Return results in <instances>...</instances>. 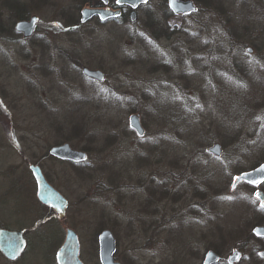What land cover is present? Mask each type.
<instances>
[{
	"label": "rangeland",
	"instance_id": "374dc122",
	"mask_svg": "<svg viewBox=\"0 0 264 264\" xmlns=\"http://www.w3.org/2000/svg\"><path fill=\"white\" fill-rule=\"evenodd\" d=\"M10 1L0 0V225L23 230L27 246L14 263L0 253V264H56L64 240L31 165L69 202L62 224L76 231L84 264H100L103 228L121 264H202L207 250L225 259L246 242L257 200L232 181L264 162V1L193 0L196 12L173 14L148 0L135 23H82V8L106 4L19 0L38 18L28 38L9 31ZM63 142L87 147L88 159L51 156ZM216 142L218 157L208 152ZM253 247L264 239L248 241L237 264H264Z\"/></svg>",
	"mask_w": 264,
	"mask_h": 264
},
{
	"label": "water",
	"instance_id": "95a60500",
	"mask_svg": "<svg viewBox=\"0 0 264 264\" xmlns=\"http://www.w3.org/2000/svg\"><path fill=\"white\" fill-rule=\"evenodd\" d=\"M104 4H107L102 0ZM125 5L130 7L128 13V20L130 23L137 21V8L142 4L140 0H125ZM167 6L169 10L174 14H190L197 11V6L192 0H167ZM121 10L119 8L113 9L110 7H84L80 11V22L84 23L93 17H98L100 20H107L120 16ZM38 18L36 15H31L26 19H19L14 24V30L21 33L23 38L32 36L37 26ZM248 51H251L250 47H247ZM82 74L97 82L105 81V73L98 68L82 67ZM129 126L142 136L144 134V127L141 124L138 114L133 113L129 116ZM208 152L215 156H220L222 148L219 143H213ZM49 153L51 156L72 162H82L87 159V153L84 150H78L72 148L69 143L64 142L54 145L50 148ZM33 177L35 178L38 197L40 201L46 205L56 208L59 213V217L63 218L67 201L64 198H60L58 192L45 180L43 173L39 166L32 165L30 167ZM264 162L258 166L244 171L236 176L241 177L239 181H232V188L238 183L244 181L251 186L255 187L253 196L259 201V205H264V192L259 188L261 183L264 182ZM252 232L258 237H264V225H256L253 227ZM25 246V239L21 232L0 229V250L5 256L9 258H16ZM116 249V242L113 233L109 229H103L98 235V258L100 264H121L114 259V252ZM259 255L264 257V250L259 252ZM242 252L238 248H233L227 256L228 264H237L241 259ZM58 264H82L78 258V243L75 233L72 230L67 231V237L64 245L57 254ZM220 256L213 250H207L204 254L202 264H215L219 262Z\"/></svg>",
	"mask_w": 264,
	"mask_h": 264
},
{
	"label": "trees",
	"instance_id": "16d2710c",
	"mask_svg": "<svg viewBox=\"0 0 264 264\" xmlns=\"http://www.w3.org/2000/svg\"><path fill=\"white\" fill-rule=\"evenodd\" d=\"M166 1H167V0H163V2H165L164 5H166ZM198 3H199V1H198ZM7 4H8V2H7ZM92 4H93V3H92ZM111 4L114 5V6H117L115 3H114V4L111 3ZM9 6H10L9 9L12 11V14H13V15H14V13L17 14V15H15L14 17L12 16V18H11V23H12V22H15V21L18 20V19H24V18H27V17H28V16L26 15V13H24V11H25V7H26L25 4L21 3L19 0H11V1L9 2ZM93 6H101V4L94 3ZM117 7H118V6H117ZM119 7H120L121 10H122V15H121V18H120V19H124V20L127 19V13H128L129 8H128L127 6H119ZM165 10H166L167 13L170 12L169 9H165ZM198 10H199V9H198ZM16 18H17V19H16ZM6 29H7V28H6ZM9 31H10V33H14V30L12 29V27L9 28ZM83 150H85V151L88 152L89 149H88L87 147L84 146ZM258 164H259V163H256V164L252 165L251 168L256 167ZM243 171H244V169L239 170V171H236V172H237L236 174L241 173V172H243ZM249 188L252 189L251 186H249ZM200 197H201V194H200ZM201 198H202V197H201ZM252 205H253V209L255 210L256 214L260 216V218H258V222L255 223V225H257V224H264V217H262V216H264V209L260 208V207L258 206V204H257V201H255V200H254V203H252ZM253 226H254V225H253ZM250 240H251V241H252V240H257V241L259 240V241H261V240H263V239L255 237V236L252 234L251 230H249V231L247 232V235H246V242H243L242 244H239V246H236V247L243 249V246H244L248 241H250ZM259 248H260V247H257V248L253 247V248H252V254H255ZM216 252H217V251H216ZM219 263H220V262H219ZM219 263H218V264H219ZM223 263H224V264H227L224 260H223Z\"/></svg>",
	"mask_w": 264,
	"mask_h": 264
},
{
	"label": "flooded vegetation",
	"instance_id": "af4514ba",
	"mask_svg": "<svg viewBox=\"0 0 264 264\" xmlns=\"http://www.w3.org/2000/svg\"><path fill=\"white\" fill-rule=\"evenodd\" d=\"M110 6H111V5H110ZM112 7H114V6L112 5ZM114 8H115V7H114ZM252 50H253V49H252ZM252 50L249 51V52L246 50V52H247L248 54H252V53H253ZM86 152H87V151H86ZM44 178H45V176H44ZM45 180H46V178H45ZM46 181H47V180H46ZM34 182H35V185H37L35 180H34ZM47 183H48V182H47ZM55 190H56V189H55ZM56 191H57V190H56ZM57 192H58V191H57ZM58 195H59L60 198H64L59 192H58ZM36 198H37V200H38V202H39V204H40V206H41L42 208L46 209L48 212L50 211V213H52V215H54V216L58 219V221H59V225H60V227H61V229H62L61 232L63 233V231H64V233H65V235H64V240H63L62 244L59 246L58 251H57L56 254H55V261H54V262H56V264H58L57 254H58L59 250L62 248V246H63L64 243H65V240H66V237H67V231H68V230H72V231L75 233V236H76V238H77V243H78V258H79V260L81 261V263L84 264L83 261H82V260L80 259V257H79V239H78V235H77L76 231H75L74 229H72L71 227H67V228H65L64 224H62L63 221H64V219L66 218V211H67V208L69 207V202L67 201V199L64 198V199L67 201V205H66V208H65V212H64L63 218H60V217H59V213H58V211L56 210V208H54V207H52V206H49V205H46V204H44V203H42V202L40 201V199H39V197H38V188H37V186H36ZM40 212H41V208H40ZM36 217H38V216H37L36 213H34L33 218H36ZM59 225H58V226H59ZM0 229H8V230H14V231L21 232L23 238L25 239V246H24L23 250H22L21 253H20L16 258H14V259L5 256L4 253L0 250L1 255H3V256H4L9 262L14 263L15 261L19 260V259L21 258V256L24 254V252L26 251V246H27V239H26V238H27V237H25L24 231H23V230H20V229H17V227H7V226H5V225H0ZM102 230H103V229H101V230L99 231V233H100ZM99 233L97 234V248H98V235H99ZM239 250H241V252L243 253V251H242L241 248H239ZM261 250H264V248L258 249L257 252H256L257 255H259V252H260ZM216 253L219 254L218 252H216ZM97 256H98V251H97ZM242 256H243V254H242ZM114 259H115V257H114ZM98 260H99V259H98ZM115 260H116V259H115ZM116 261H117V260H116Z\"/></svg>",
	"mask_w": 264,
	"mask_h": 264
},
{
	"label": "snow or ice",
	"instance_id": "6c2138e0",
	"mask_svg": "<svg viewBox=\"0 0 264 264\" xmlns=\"http://www.w3.org/2000/svg\"><path fill=\"white\" fill-rule=\"evenodd\" d=\"M104 2L107 3L108 0H104ZM115 3H116L117 5H123V4L125 3V0H115ZM140 3H142V4H147V3H148V0H140ZM133 5H135V0H133ZM57 27H59V25H57ZM142 35H143V33H142ZM258 119H259V117H258ZM261 171H264V169H261ZM240 178H241V177L236 176V177L234 178V181H239ZM261 207L264 208V205H261Z\"/></svg>",
	"mask_w": 264,
	"mask_h": 264
}]
</instances>
